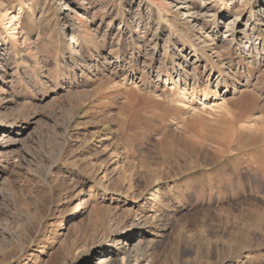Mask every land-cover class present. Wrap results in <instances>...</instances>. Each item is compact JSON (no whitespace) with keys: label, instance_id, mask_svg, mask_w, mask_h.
Returning <instances> with one entry per match:
<instances>
[{"label":"rangeland","instance_id":"rangeland-1","mask_svg":"<svg viewBox=\"0 0 264 264\" xmlns=\"http://www.w3.org/2000/svg\"><path fill=\"white\" fill-rule=\"evenodd\" d=\"M263 38L264 0H0V264H264Z\"/></svg>","mask_w":264,"mask_h":264},{"label":"bare ground","instance_id":"bare-ground-1","mask_svg":"<svg viewBox=\"0 0 264 264\" xmlns=\"http://www.w3.org/2000/svg\"><path fill=\"white\" fill-rule=\"evenodd\" d=\"M199 13H202V10L199 11ZM189 15L191 16H195L197 15V12L194 13H189ZM226 21V20H225ZM235 20H230L229 23L226 24V33H230L229 37H232V41L234 43H236L238 46L242 45L243 41H249L250 37L253 36V30L250 28V25L252 24V22L254 21V17L252 14L249 15V18L247 20V22L245 24H243V29L242 30H235ZM250 22V23H249ZM249 24V26H248ZM264 39V38H263ZM262 40V39H261ZM264 41V40H263ZM255 43V42H254ZM244 44V43H243ZM241 47V46H240ZM263 52V51H262ZM256 53V52H255ZM228 91L225 90V93H227ZM225 150V149H224ZM224 152V151H223ZM262 172V171H260ZM264 175V174H263Z\"/></svg>","mask_w":264,"mask_h":264}]
</instances>
